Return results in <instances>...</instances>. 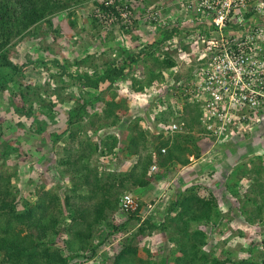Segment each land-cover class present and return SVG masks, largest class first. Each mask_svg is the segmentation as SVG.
<instances>
[{
	"label": "rangeland",
	"instance_id": "rangeland-1",
	"mask_svg": "<svg viewBox=\"0 0 264 264\" xmlns=\"http://www.w3.org/2000/svg\"><path fill=\"white\" fill-rule=\"evenodd\" d=\"M121 3L128 5L132 12L139 11L151 24L150 28H157V31L176 25L174 15L178 17L181 13L183 16L182 0H123ZM65 5L48 16L50 24L37 22L7 46V58L15 64L17 71L11 77H0L3 84L0 88V188L9 185L16 199V210L21 212L35 202L43 201L44 193L55 194L66 185L71 186L72 175L64 172L66 166L56 162L63 147H82L87 152L88 145L99 142L104 148L102 154L98 149L90 153L89 158L93 166L102 164L98 169L104 176H119L150 153L149 184L143 188L127 184L119 191L136 198L129 211L138 204L140 222L150 218V222L157 226L139 233L138 223L131 220L124 230L106 236L102 235L106 230L101 232V225H97L88 240L95 248L92 253L89 248L70 252L64 246L67 244L65 240H71L75 248L78 246L70 235L64 231L59 236L49 233L48 237L37 238L42 249L69 254L68 264H114L116 253L127 244L135 248V253L127 256L125 262L138 264L146 259L149 264H174L173 258L178 255L172 251L176 246L174 241L187 243L195 230H202L205 243L197 246L195 264H264V208L260 211L231 208L235 194L229 190L240 193L239 190L247 189L243 184L238 190L241 185L239 175L244 172L234 170L236 179L230 187H224L228 191L223 193L222 180L231 169L230 164L220 158L219 140L223 134L218 137L201 125L188 127L187 133L176 137L182 146H175L171 157H167V149L174 142L166 140L171 135L166 136L164 131L173 121L169 117L182 101H194L183 94L181 84L177 89L180 97L170 98L167 96L168 83L163 82V76H154L152 71L144 78L143 73L137 72L142 69L134 67L127 70L123 81L113 84L101 81L98 89L88 88L82 81L86 77L100 76L108 65L115 64L120 58L126 59L127 53L132 55L137 50L150 52L140 53L141 68L153 66L151 69L155 68L156 72L155 62L169 57L183 68L180 79L190 78L189 71L194 75L203 62L197 59L199 45L194 35H186V39L175 36L182 28L178 24L173 35L170 32L168 41L154 42L153 48L141 44L133 51L125 43L116 45L111 42L108 47L109 36H116V31L120 33L122 27L128 29L134 15L126 21L127 17L115 13L113 22L106 20L95 24L92 11L96 7L92 0H68ZM147 9H154L156 13L151 18L145 16ZM161 34L159 38L164 32ZM0 70L11 72L8 68ZM155 90L157 94L149 95ZM82 104H85L84 114L78 112L75 117L70 116L71 110ZM228 127L241 133L242 149L254 148L255 153L249 156L256 162L252 169L264 170V118L252 115L243 121L234 120ZM72 132L74 134L70 135ZM112 139L116 143L109 152L106 147ZM80 140L82 146L78 144ZM163 141L168 144L163 145ZM161 149L166 150L162 152ZM191 194L213 198V218L211 221L190 222L183 229L182 218L175 215L183 207H174L169 212V206ZM240 194L247 198V193ZM248 206L249 203L243 204V208ZM128 212L108 211L109 225L127 221ZM15 225L19 227L10 221L8 234L16 235ZM28 231L22 229L19 234L23 236L29 234ZM30 231L33 233L34 230ZM0 264H9L3 252H0Z\"/></svg>",
	"mask_w": 264,
	"mask_h": 264
},
{
	"label": "trees",
	"instance_id": "trees-1",
	"mask_svg": "<svg viewBox=\"0 0 264 264\" xmlns=\"http://www.w3.org/2000/svg\"><path fill=\"white\" fill-rule=\"evenodd\" d=\"M66 1L68 0H0V69L8 68L11 70V72L0 70V77L5 75L11 77L17 71L15 64L7 58L6 50L11 41L26 33L37 22L45 21L50 24L48 16L53 11L67 6L65 5ZM117 2L120 1L117 0ZM111 9L113 8L111 7ZM154 13H156V10L153 9L150 11L147 9L144 15H150L151 18ZM131 14H133L132 11ZM176 28L177 25H170L163 28V31H166L163 38L167 39L171 36V33L173 35ZM183 28L185 27L182 25L180 29ZM142 52L149 51L145 50ZM138 59L140 57L137 53H132V55L127 53L126 55V60L134 61ZM110 61L114 62L112 60ZM122 62L123 59H120L115 64L111 63L112 65H108L103 73L94 79H87L86 77L85 80H82L84 85L88 88L98 89L97 85L101 81L112 84L117 78L124 79L127 70H125ZM155 64L171 67L174 61L167 57L163 58L160 62L156 61ZM152 73L156 76L154 71ZM2 85L0 82V88ZM83 107H85V104L71 110L70 116L75 117L78 112L84 114ZM195 120L196 117L190 118L191 123ZM187 126L191 127L188 123ZM73 134L74 132L70 133V135ZM173 141L167 149L168 158L171 157L174 148L182 146L180 142H176V139H173ZM81 143L82 140L78 144L82 146ZM115 143L116 140L112 139L110 144H107L106 149L111 152ZM162 144L167 145L168 142L163 141ZM74 148L73 146L63 147L62 153L56 161L57 164L66 166L64 172L72 175L71 186L66 185L64 188H60V192L58 191L53 194L48 191L43 194V201H37L25 210L19 212L16 210V199L9 185L5 184L0 188V232L3 233L0 235V252H3L4 259L9 264H68L69 254L63 255L60 250L54 249L50 252L48 249H42L40 242L38 243L37 238L48 237L49 233L54 236H59L60 232L64 231L70 235L72 240L78 243V246L75 248L70 243L71 240H65L67 244L64 246L70 252H76L77 249L85 250L89 248L92 253L95 248L89 244L88 240L94 235L93 229L97 225H101V232H105L106 230L104 234L102 233V235L106 236L114 231L124 230L126 223L131 220L138 223L137 232L139 233H143L146 228L157 226L150 222V218L140 222L141 217L138 215V204L134 210L129 211L130 213L124 211L119 204V197L121 195L120 188H124L127 184L143 188L149 184L150 179L147 171L152 162L150 153L143 155L129 170L123 172L121 175L116 176L110 174L104 176L102 170L98 169L99 166L100 168L102 167V164L95 163L93 166L91 165L92 159L89 158L90 153L98 151V149H100V154H102L101 152L104 148L100 146L99 142H96L94 146L88 145V153L82 147ZM49 159L51 158L49 157ZM184 161L187 160H183L182 162ZM178 206H182L183 208L176 212L175 215L176 217L182 218V226L185 229L190 222L198 223L201 220L211 221L215 204L211 196L209 198H201L195 194H191L183 197L182 200H175L171 207L169 206V212ZM108 211H114V213L128 212L127 221L109 225L107 221ZM10 221L19 225L18 228L16 225L14 226L17 229L15 236L8 234L7 228ZM21 228L29 230V234L26 233L20 236L19 232L22 231ZM32 229L36 235L30 231ZM203 235L202 230H195L189 236V241L183 243L184 245L172 239L176 244L172 251L178 254L173 258L174 264H195L194 258L197 253V246L205 243ZM134 250L135 248H131L130 245H123L122 249L115 255L114 264H130L125 262V258L133 255L135 253ZM138 264H149V260L142 259ZM211 264L214 263L211 262Z\"/></svg>",
	"mask_w": 264,
	"mask_h": 264
},
{
	"label": "built area",
	"instance_id": "built-area-1",
	"mask_svg": "<svg viewBox=\"0 0 264 264\" xmlns=\"http://www.w3.org/2000/svg\"><path fill=\"white\" fill-rule=\"evenodd\" d=\"M185 2L203 62L198 74L181 82L182 92L200 107L198 125L219 137L232 121L264 112V0ZM95 7L97 22H113L115 13L131 16L129 6L115 0H99ZM181 127L182 122L168 125L172 131ZM135 200L123 192L120 207L129 211Z\"/></svg>",
	"mask_w": 264,
	"mask_h": 264
},
{
	"label": "crops",
	"instance_id": "crops-1",
	"mask_svg": "<svg viewBox=\"0 0 264 264\" xmlns=\"http://www.w3.org/2000/svg\"><path fill=\"white\" fill-rule=\"evenodd\" d=\"M185 4H186V2L184 0V6L181 5L182 6L181 12L183 13V16H181V13H180L181 17L180 16L177 17V15H174L175 17L173 19V21L176 23V25H178V24L184 25L185 28H183V30L179 29L177 31V33L175 34V36H180L182 38L184 37V39H186L185 38L186 35L194 34V28H193L192 22H191V11L189 9H187ZM133 15H134V17H133ZM132 17H133L132 20L129 21L130 27L128 29H127V27H125V28L122 27L120 29L121 31H119L120 33H118L116 31V36H114V37H112L111 35L109 36V44L107 45L108 47L110 46V42H111V44H116V45H120V44L125 43L129 49L135 51V49H138L141 47V44L146 45V46L149 45L153 48L154 44H156L154 42L160 41L162 39H164V41H162V42H165V41H168V39L170 38V37H168L167 39H165L163 37L159 38L158 36H160L161 31H162V33L164 32V34L166 33V31H163V29L162 30L160 29L159 31H157V28H156V30H155V28H150L151 24L149 22L145 21L146 19H144L142 17V14H140L139 11L133 12ZM170 18H171V16H170ZM128 30H131V31H128ZM130 32H131V34H130ZM132 34H134V35H132ZM154 36H156L155 37L156 39L154 38ZM111 48H113V47H111ZM140 52L143 53L141 50H137V54L139 55V57H141ZM198 60L201 61V59H198ZM122 63L125 67V70H129L130 68L133 69V67L136 69L137 68L142 69L141 72L138 70H137V72H139L140 74L143 73L144 78H145V75H149L152 71H155L154 70L155 68L151 69V67H153V66H150L149 68L148 67L147 68L146 67L141 68L142 59L141 60L138 59V60H134V61L123 59ZM154 67H156V72H155L156 76H159V77L163 76L164 77L163 82L168 83L166 85L169 87V90L167 88V91H168L167 96H169L170 98L174 97L175 99L177 97H180L177 89H179L181 82L184 80V79H180V75H179V74L183 75V73H181L183 68H180L179 65H176V63L173 64L171 67L170 66L164 67L162 65L161 69L158 68L159 67L158 64H156V66H154ZM191 73L189 71V74H187V75L191 76ZM126 76H127V74H126ZM126 76H125V78H126ZM124 79H120V78L118 79L117 78L114 82L121 81V80L123 81ZM146 80H147V78H146ZM169 80L172 81V83L169 84ZM158 84H156V86H158V88H159L160 85H158ZM155 94H157L156 90L153 93H150L149 95H155ZM174 106L176 107L177 105L175 104ZM177 108L178 109H175L174 112L171 114V116L184 118L186 120V123H188L189 126H191V127L194 126L195 122L197 121V116H198V112H199V105L194 103L193 101L192 102L191 101L190 102L189 101H182L181 106L178 105ZM260 115L262 118H264V112H262ZM193 117H196V120L191 123L190 118H193ZM237 130L238 129H235V128H229L224 133L222 138L219 140L220 158L226 164H230L229 167L231 168L230 170L227 171L228 176L226 175V177H224L226 179L223 178L224 180H222L223 181L222 187L224 188V187L231 185L233 183L234 179H236V174H235L234 170L244 172L242 175H239L241 185L238 188V190L243 188V184L245 186H247V189H243L242 191L239 190L240 193H247V198L244 196H241V194L238 192H233V190L232 191L229 190V193L231 192L232 194H235V196L234 195L232 196L233 206H231V208L232 209H239V210L240 209L241 210L249 209V210H253V211H256V210L259 211V209L264 208V170L257 169L255 171L252 169L253 165L256 162L252 160L253 157H249V156L251 153H255L254 148H253V150H251V148L249 147L248 151L245 149H242L241 143H240L241 142L240 138H242V135ZM165 132H166L165 135L166 134L171 135V137H169V136L166 137V140H169L170 142H172L173 139H177L176 137H178L180 135L177 132L172 133L170 131L168 132L167 130ZM244 142H245V140H244ZM260 142H261V140L258 141V143H260ZM249 143H251L250 146L253 147L252 142L249 141ZM242 144H244V143H242ZM231 164H234L233 167H231ZM262 164L264 165V159H263ZM227 169H229V168H227ZM232 169H233V171H232ZM227 191L228 190L226 188H224L223 193H227ZM245 203H249L250 206L243 208V204H245ZM227 209H229L228 206H227Z\"/></svg>",
	"mask_w": 264,
	"mask_h": 264
},
{
	"label": "clouds",
	"instance_id": "clouds-1",
	"mask_svg": "<svg viewBox=\"0 0 264 264\" xmlns=\"http://www.w3.org/2000/svg\"><path fill=\"white\" fill-rule=\"evenodd\" d=\"M89 1H91V0H89ZM98 1L99 0H92V2H93V5L94 6H97L98 5ZM116 2H117V0H115ZM120 2H117L118 4H122L121 3V1H123V0H119ZM132 15V14H131ZM92 16H93V11H92ZM131 17V16H130ZM95 24H98L99 22H97V20L95 19ZM197 104V103H196ZM200 108V107H199ZM200 110V109H199ZM198 117H199V112H198V116H197V121L195 122V125L194 126H199L198 125ZM169 119H170V121L171 120H173V121H175V122H182V127H181V130H174V131H172V130H170V132H172V133H175V132H177L178 134H182V133H185L186 131H187V128H188V126H187V123H186V120L184 119V118H179V117H176V116H170L169 117ZM165 130V129H164ZM166 130H168V128L166 127ZM186 130V131H185ZM226 132V131H225ZM187 133V132H186ZM223 135H224V133H223ZM222 135V136H223ZM162 151V150H161ZM165 150H163L162 152H164Z\"/></svg>",
	"mask_w": 264,
	"mask_h": 264
}]
</instances>
